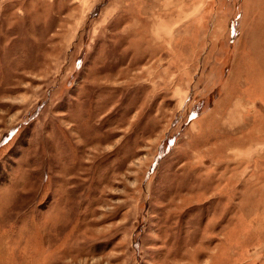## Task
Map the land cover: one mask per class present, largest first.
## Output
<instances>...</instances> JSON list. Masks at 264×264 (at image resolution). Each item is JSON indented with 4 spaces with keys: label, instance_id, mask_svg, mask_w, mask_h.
Wrapping results in <instances>:
<instances>
[{
    "label": "rangeland",
    "instance_id": "rangeland-1",
    "mask_svg": "<svg viewBox=\"0 0 264 264\" xmlns=\"http://www.w3.org/2000/svg\"><path fill=\"white\" fill-rule=\"evenodd\" d=\"M0 264H264V0H0Z\"/></svg>",
    "mask_w": 264,
    "mask_h": 264
}]
</instances>
